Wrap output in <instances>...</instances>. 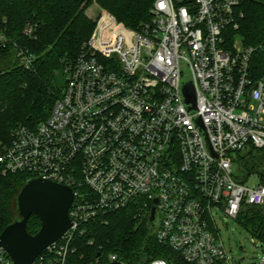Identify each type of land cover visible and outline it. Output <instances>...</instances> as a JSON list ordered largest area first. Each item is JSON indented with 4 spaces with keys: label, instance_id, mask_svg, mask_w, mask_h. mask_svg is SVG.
<instances>
[{
    "label": "built area",
    "instance_id": "built-area-1",
    "mask_svg": "<svg viewBox=\"0 0 264 264\" xmlns=\"http://www.w3.org/2000/svg\"><path fill=\"white\" fill-rule=\"evenodd\" d=\"M244 1L156 0L139 30L102 13L64 67L50 117L0 138L3 175L28 174L74 192L71 227L32 264H129L94 240L86 243L95 256L75 253L88 226L130 207L185 263L233 264L214 212L237 220L244 205L264 207V173L233 175L236 155L264 150V80L250 76L255 48L229 46L226 37L239 29ZM35 29L29 23L24 36ZM11 43L0 33V51ZM15 54L32 68L28 50L15 44ZM0 264H16L1 246ZM246 264H264V254Z\"/></svg>",
    "mask_w": 264,
    "mask_h": 264
},
{
    "label": "trees",
    "instance_id": "trees-1",
    "mask_svg": "<svg viewBox=\"0 0 264 264\" xmlns=\"http://www.w3.org/2000/svg\"><path fill=\"white\" fill-rule=\"evenodd\" d=\"M94 1L126 27L139 30L150 18L156 0H0V33L11 45L0 51V137L9 140L13 128L19 125L36 128L47 120L61 96L55 75L67 63L73 62L87 42L96 22L86 15ZM244 14L238 30L227 31L232 46L240 40L244 47H253L250 76L264 80V0H245L239 9ZM35 25L32 37L24 36L28 24ZM15 44L35 56L29 70L15 54ZM245 180L255 173H264V150L251 149L240 156ZM28 174L3 175L0 172V236L18 217L17 196ZM136 207L109 214L106 221L87 227L80 249L75 253L95 256L87 241L102 245L107 252H118L129 264H145L163 259L168 264H187L171 248L157 242L147 220L135 218ZM237 221L254 237L264 241V207L244 205ZM40 219L33 215L27 225L30 235L41 229ZM86 243V245H85Z\"/></svg>",
    "mask_w": 264,
    "mask_h": 264
},
{
    "label": "water",
    "instance_id": "water-1",
    "mask_svg": "<svg viewBox=\"0 0 264 264\" xmlns=\"http://www.w3.org/2000/svg\"><path fill=\"white\" fill-rule=\"evenodd\" d=\"M64 71V68H61L54 77L55 86L60 90L65 87ZM183 91L187 102L195 105L193 85L187 83ZM73 202L74 192L70 187L42 178L29 179L17 196L19 217L1 234L0 246L16 264H32L71 227L69 212ZM33 215L37 216L42 224L36 235H30L27 230L28 221ZM155 217L156 210L153 208L150 223Z\"/></svg>",
    "mask_w": 264,
    "mask_h": 264
},
{
    "label": "rangeland",
    "instance_id": "rangeland-1",
    "mask_svg": "<svg viewBox=\"0 0 264 264\" xmlns=\"http://www.w3.org/2000/svg\"><path fill=\"white\" fill-rule=\"evenodd\" d=\"M107 12L102 9L95 1L91 7L86 11V15L97 22L102 13ZM240 41V40H239ZM239 43V42H238ZM185 72L184 79L189 78L188 69L183 70ZM1 138V137H0ZM245 156L246 153L239 154ZM235 163L233 167L234 177H243V168L238 155L234 157ZM217 228L225 245V249L229 256L232 258L233 264H246L252 260H257L263 256L264 248L258 242V238H255L243 225L237 220L229 218L221 213L214 212Z\"/></svg>",
    "mask_w": 264,
    "mask_h": 264
}]
</instances>
